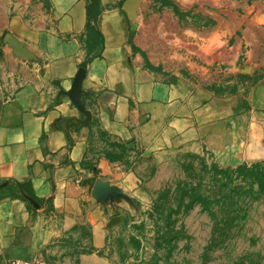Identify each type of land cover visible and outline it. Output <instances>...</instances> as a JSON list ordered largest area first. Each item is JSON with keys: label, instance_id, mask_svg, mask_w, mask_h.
Segmentation results:
<instances>
[{"label": "crops", "instance_id": "0c3cea01", "mask_svg": "<svg viewBox=\"0 0 264 264\" xmlns=\"http://www.w3.org/2000/svg\"><path fill=\"white\" fill-rule=\"evenodd\" d=\"M125 1L99 0L93 30L90 0H0V33L38 59L17 57L0 39V81L12 94L0 99V189L26 185L33 195L20 189L0 202V264L35 260L45 218L64 229L98 223L106 207L92 197V179L129 195L146 185L148 168L159 176L183 159L264 161L263 76L227 59L220 30L167 31L157 20L153 31L142 2L138 22ZM80 68L88 114L67 96Z\"/></svg>", "mask_w": 264, "mask_h": 264}, {"label": "rangeland", "instance_id": "374dc122", "mask_svg": "<svg viewBox=\"0 0 264 264\" xmlns=\"http://www.w3.org/2000/svg\"><path fill=\"white\" fill-rule=\"evenodd\" d=\"M142 6L153 31L157 20L167 31L177 24L220 30L227 59L264 79V0H142ZM120 154L137 167L132 154ZM145 175L146 185L129 194L134 205L99 204L106 208L98 223L86 219L64 229L45 218L32 263L264 264V161L224 167L191 158Z\"/></svg>", "mask_w": 264, "mask_h": 264}, {"label": "water", "instance_id": "95a60500", "mask_svg": "<svg viewBox=\"0 0 264 264\" xmlns=\"http://www.w3.org/2000/svg\"><path fill=\"white\" fill-rule=\"evenodd\" d=\"M142 0H126L124 3V10L128 14V18L131 21H137L139 14V5ZM261 24L264 25V16L260 20ZM0 39L7 44L11 49L14 55L19 58H24L28 61H38L36 56L27 49L26 45L16 38H14L11 34L3 35L0 33ZM86 76V70L84 68H80L76 77L74 78L72 88L70 92L67 93V96L70 100L79 108L82 113H86L82 108L80 103V94H81V85ZM88 114V113H86ZM92 197L95 199L97 204L108 205L114 204L119 201L127 202L131 205H134L133 199L127 195L122 189L119 187L112 185L108 181H104L102 179H97L94 183L92 189ZM35 206L38 205L34 202ZM120 219L118 217L112 219V223H117Z\"/></svg>", "mask_w": 264, "mask_h": 264}, {"label": "trees", "instance_id": "16d2710c", "mask_svg": "<svg viewBox=\"0 0 264 264\" xmlns=\"http://www.w3.org/2000/svg\"><path fill=\"white\" fill-rule=\"evenodd\" d=\"M98 7H99V0H90V5H89V9H88V25H89V28H92L93 30H95V28H96V18L98 16V13H97ZM93 22H94V26L91 25V23H93ZM97 38H98V41L100 43H102L100 35H97ZM101 54H102V50L100 48L91 55L89 60L91 61L93 58L100 57ZM86 65H87V62L83 64V67H86ZM95 181H96L95 179H92L90 182L95 183ZM20 189L27 191L28 187L26 185L13 184L11 186H7L3 189H0V202L5 200V199L18 197ZM27 192L30 196L33 197V195L31 194L30 191H27ZM51 200L52 199H49V201H51ZM37 201L40 205L42 204L41 201H39V200H37Z\"/></svg>", "mask_w": 264, "mask_h": 264}, {"label": "built area", "instance_id": "2783aa9c", "mask_svg": "<svg viewBox=\"0 0 264 264\" xmlns=\"http://www.w3.org/2000/svg\"><path fill=\"white\" fill-rule=\"evenodd\" d=\"M0 99L5 103H8L12 99V94L8 85L0 81ZM5 264H33L32 261L22 260V259H10L7 260Z\"/></svg>", "mask_w": 264, "mask_h": 264}]
</instances>
